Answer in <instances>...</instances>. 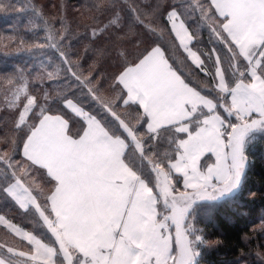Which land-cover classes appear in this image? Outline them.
I'll list each match as a JSON object with an SVG mask.
<instances>
[{"label": "snow or ice", "instance_id": "obj_1", "mask_svg": "<svg viewBox=\"0 0 264 264\" xmlns=\"http://www.w3.org/2000/svg\"><path fill=\"white\" fill-rule=\"evenodd\" d=\"M20 7L0 41L37 65L0 74V264H205L215 210L257 196L264 0H96L84 33Z\"/></svg>", "mask_w": 264, "mask_h": 264}, {"label": "trees", "instance_id": "obj_2", "mask_svg": "<svg viewBox=\"0 0 264 264\" xmlns=\"http://www.w3.org/2000/svg\"><path fill=\"white\" fill-rule=\"evenodd\" d=\"M30 1L42 3L53 18H66L65 23L79 33H84L85 26L92 23L93 9L91 6L96 2V0ZM164 1L167 4H175L177 0H158L162 5H164ZM21 3L23 4L22 0L19 3L17 0H0V4L12 5L7 11L0 8V34L6 33L7 29L16 25L17 21L15 22V20L19 17L17 14L21 9ZM63 3H66V7L71 11L70 14H66L67 17L62 15ZM52 5L54 7H51ZM72 8L75 10L74 13ZM163 39L165 43L168 42L167 33L164 34ZM208 39L205 40L206 45ZM86 43H88L86 39H81L79 45L81 50ZM23 56L21 53L14 55V52L0 53V74L11 72L14 67L19 65L28 69L27 67L31 61L25 62ZM1 112L0 130H3L5 123L2 119L8 113L5 111L4 106ZM0 133V136H2L3 131H0ZM245 189L246 191L256 192V198L253 200L245 197L238 202L219 206L215 210L212 219L207 223V228L211 233L209 239L214 240L219 236L223 243L207 252L205 264H260L261 258L257 253L258 251H264V234L260 231L261 224H264V141L254 142L251 149L250 168Z\"/></svg>", "mask_w": 264, "mask_h": 264}, {"label": "rangeland", "instance_id": "obj_3", "mask_svg": "<svg viewBox=\"0 0 264 264\" xmlns=\"http://www.w3.org/2000/svg\"><path fill=\"white\" fill-rule=\"evenodd\" d=\"M22 2H23V4H25V5H27V6H31V5H36L38 8H40L42 11H43V13L45 14V16L49 19V20H58V19H60V18H53L52 17V15L49 13V12H47L48 11V9L47 8H45L44 7V5L42 4V3H34V2H32V1H30V0H22ZM182 2V0H177L176 2H175V4H178V3H181ZM164 5H167V3H166V1H164ZM44 9H43V8ZM51 7H54L53 5L51 6ZM51 9H53V8H51ZM47 10V11H46ZM19 13L21 12V9L18 11ZM52 12H54V13H56L55 11H53L52 10ZM72 12L74 13L75 12V10H74V8H72ZM71 13V11L69 10V8H67L66 7V3H63L62 4V15L63 16H65V17H67L66 16V14H70ZM61 14V13H60ZM63 18V17H62ZM20 20V21H22V23L19 25L20 26V28L21 29H24L25 28V22H26V20H27V16H19L16 20H15V22L17 21V20ZM64 20H66V18H64ZM57 27H59V25H57ZM42 34V33H41ZM209 37H208V34H207V32L205 31L204 33H203V35H202V44L200 45L201 47H207V46H209L208 45V42H207V45H206V43H205V40H207ZM180 51H182V50H180ZM13 53L14 51L13 50H11V49H5V47H4V44H3V42L2 41H0V53ZM21 54H23L24 56V61L25 62H28V61H31L30 63H29V65H28V69L30 70V71H33V73L35 72V66L37 65V60H36V58H34V57H30L29 55H27L26 53H21ZM14 55H18L17 53H15L14 52ZM176 55H180V52L178 51L177 53H176ZM19 67H24V66H22V65H19ZM2 107L3 106H0V114L2 113L1 112V110H2ZM8 116V117H7ZM5 118H3L2 120H3V122L4 123H6V121H8L9 120V113H8V115H7ZM7 119V120H6ZM0 128H1V126H0ZM1 134V133H0ZM0 235H2V233H0ZM258 252H261V251H258Z\"/></svg>", "mask_w": 264, "mask_h": 264}]
</instances>
